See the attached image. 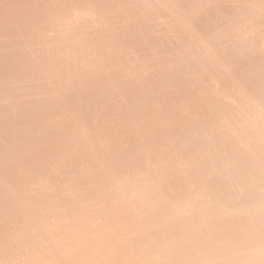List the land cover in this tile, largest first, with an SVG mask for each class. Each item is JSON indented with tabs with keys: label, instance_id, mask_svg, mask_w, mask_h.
I'll return each mask as SVG.
<instances>
[{
	"label": "bare ground",
	"instance_id": "obj_1",
	"mask_svg": "<svg viewBox=\"0 0 264 264\" xmlns=\"http://www.w3.org/2000/svg\"><path fill=\"white\" fill-rule=\"evenodd\" d=\"M0 264H264V0H0Z\"/></svg>",
	"mask_w": 264,
	"mask_h": 264
}]
</instances>
